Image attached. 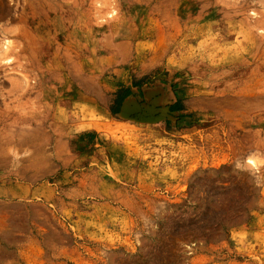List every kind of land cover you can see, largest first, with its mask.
<instances>
[{"label": "rangeland", "instance_id": "obj_1", "mask_svg": "<svg viewBox=\"0 0 264 264\" xmlns=\"http://www.w3.org/2000/svg\"><path fill=\"white\" fill-rule=\"evenodd\" d=\"M66 1L44 66L0 0V264H264V0Z\"/></svg>", "mask_w": 264, "mask_h": 264}, {"label": "bare ground", "instance_id": "obj_2", "mask_svg": "<svg viewBox=\"0 0 264 264\" xmlns=\"http://www.w3.org/2000/svg\"><path fill=\"white\" fill-rule=\"evenodd\" d=\"M32 4V10H30V12L23 17L25 25L14 30L11 29V31H15L16 35L24 40V47L28 48L32 52L31 59L47 66L55 60L58 61L60 58V55L53 51V49H55L54 47L58 45L57 42H59L60 45L61 41H69L72 43L74 48H78V40L76 38L75 31L77 30V24L72 16L75 9L73 5L68 3L66 0H59L58 2L57 0H50L49 7L47 4H45V7V5L43 6L35 0ZM50 6H52V9L56 10L57 8L60 10L62 8H67L69 10L65 15L62 14V10L60 14L57 11L54 13H48V9H51ZM44 7L46 9H44ZM6 30L7 28L5 31ZM74 59L77 60V57ZM261 82H264V71H252L247 74L242 82L243 89L241 90Z\"/></svg>", "mask_w": 264, "mask_h": 264}, {"label": "trees", "instance_id": "obj_3", "mask_svg": "<svg viewBox=\"0 0 264 264\" xmlns=\"http://www.w3.org/2000/svg\"><path fill=\"white\" fill-rule=\"evenodd\" d=\"M131 93V89L129 87L122 88L118 91L117 97L115 100V104H117L116 107L112 106L111 111L112 113L116 114L120 111L121 104L126 96H128Z\"/></svg>", "mask_w": 264, "mask_h": 264}, {"label": "crops", "instance_id": "obj_4", "mask_svg": "<svg viewBox=\"0 0 264 264\" xmlns=\"http://www.w3.org/2000/svg\"><path fill=\"white\" fill-rule=\"evenodd\" d=\"M161 95V94H160ZM160 95H159V97H160ZM130 100L128 99V101H126L125 103H124V111H125V109H126V107H127V105H128V107L130 106ZM156 118V117H155Z\"/></svg>", "mask_w": 264, "mask_h": 264}]
</instances>
